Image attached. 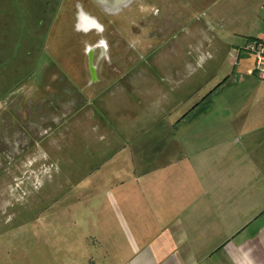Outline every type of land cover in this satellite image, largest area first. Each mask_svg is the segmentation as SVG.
Here are the masks:
<instances>
[{
    "label": "rangeland",
    "instance_id": "rangeland-1",
    "mask_svg": "<svg viewBox=\"0 0 264 264\" xmlns=\"http://www.w3.org/2000/svg\"><path fill=\"white\" fill-rule=\"evenodd\" d=\"M45 1L0 9L2 28L21 21L43 43L5 97L11 66L32 61L0 69V264H88L124 251L127 230L154 236L162 209L175 220L179 181H198L194 161L208 155L182 141L193 110L225 97L233 46L262 25L249 19L257 0ZM52 5L54 22L38 26Z\"/></svg>",
    "mask_w": 264,
    "mask_h": 264
},
{
    "label": "crops",
    "instance_id": "crops-1",
    "mask_svg": "<svg viewBox=\"0 0 264 264\" xmlns=\"http://www.w3.org/2000/svg\"><path fill=\"white\" fill-rule=\"evenodd\" d=\"M256 4L249 19L262 25L248 36L264 40V0ZM243 45L233 46L230 77L218 84L225 97L198 104L192 135L182 136L194 157L208 155L194 161L198 181H179L175 220L162 209L154 236L138 243L127 230L131 246L88 264H264V78Z\"/></svg>",
    "mask_w": 264,
    "mask_h": 264
},
{
    "label": "trees",
    "instance_id": "trees-1",
    "mask_svg": "<svg viewBox=\"0 0 264 264\" xmlns=\"http://www.w3.org/2000/svg\"><path fill=\"white\" fill-rule=\"evenodd\" d=\"M17 7L18 6L16 5L15 0H13L12 5L8 4L6 2V0H2V2H0V9H8L7 12L5 13L7 18H11L13 16L12 10H16ZM17 11H18V9H17ZM25 17L29 18L30 14L27 12ZM24 28H25V26L21 22H19L17 24L16 30L11 25H8L6 27L3 26V28H2V26H0V41H1L0 44L3 41L5 43H8V38H9V35L11 33H13V35L15 36L14 37L15 38L14 39V45L12 47V50H10V52L12 51L11 55H3V57L1 58V61H0V69L3 68V66H5L6 64H9L10 62H12L13 60H14L13 62H15V60H17V58H19L18 57L19 55H17V54H21L24 57H26V59H24V60L31 59V61H32V63L29 65L30 66L29 68L21 69L20 67H15V65H14V67L11 66V70H12V68H15V72L10 71V73H8L6 75L7 77L9 76L11 78V80H6V85L3 88V92H4L3 97L7 96L8 93L11 92L14 88H16L23 80H25L26 78L31 76V74L33 73V70H34L35 61L38 57L37 53L40 51V54H41V52H42V44L43 43L40 39H39L40 41H38L39 37L36 38L37 36H35L37 30L34 31L31 28L27 32ZM4 37H5V39H4ZM5 43H3V44L6 45ZM7 46H8V44H7Z\"/></svg>",
    "mask_w": 264,
    "mask_h": 264
},
{
    "label": "built area",
    "instance_id": "built-area-1",
    "mask_svg": "<svg viewBox=\"0 0 264 264\" xmlns=\"http://www.w3.org/2000/svg\"><path fill=\"white\" fill-rule=\"evenodd\" d=\"M242 50L255 56L254 73L264 78V40H251L247 41Z\"/></svg>",
    "mask_w": 264,
    "mask_h": 264
},
{
    "label": "flooded vegetation",
    "instance_id": "flooded-vegetation-1",
    "mask_svg": "<svg viewBox=\"0 0 264 264\" xmlns=\"http://www.w3.org/2000/svg\"><path fill=\"white\" fill-rule=\"evenodd\" d=\"M138 1V0H137ZM21 2H22V4H24V0H21ZM136 2V1H135ZM48 2L47 1H45L44 0V4H47ZM51 3H53L55 6H56V3H55V0L52 2L51 1ZM131 4H134V3H131ZM131 4L129 5V6H131ZM27 5V4H26ZM31 4L29 3L28 4V7H29V9H31L32 10V7L30 6ZM54 5H52L51 6V8H50V10H49V13L47 14V12L46 11H43L44 13H42V15H39V14H37V17H36V20H35V22H36V24L38 25V26H41V25H43V24H45V25H49V24H52L53 22H54V15H55V6ZM23 7H24V5H23ZM39 7V6H38ZM25 8V7H24ZM26 9H27V6H26ZM122 10H119L118 11V13L119 12H121ZM54 12V13H53ZM29 14H32V13H30V12H28ZM47 15H49L48 17H47ZM34 16H36V12H34L33 13V17ZM45 16V17H44ZM27 19V21H31L32 20V18L31 17H29V18H26ZM34 19V18H33ZM21 22V21H20ZM22 23V22H21ZM37 58H39V57H37ZM38 59H36V61H37Z\"/></svg>",
    "mask_w": 264,
    "mask_h": 264
},
{
    "label": "water",
    "instance_id": "water-1",
    "mask_svg": "<svg viewBox=\"0 0 264 264\" xmlns=\"http://www.w3.org/2000/svg\"><path fill=\"white\" fill-rule=\"evenodd\" d=\"M89 66H90V73H91V75L94 77V67H92L93 65H92V61H91V59H90V57H89Z\"/></svg>",
    "mask_w": 264,
    "mask_h": 264
},
{
    "label": "bare ground",
    "instance_id": "bare-ground-1",
    "mask_svg": "<svg viewBox=\"0 0 264 264\" xmlns=\"http://www.w3.org/2000/svg\"><path fill=\"white\" fill-rule=\"evenodd\" d=\"M124 1H126V0H124ZM89 57H90V59H92V56H93V53L92 52H89ZM93 67V66H92Z\"/></svg>",
    "mask_w": 264,
    "mask_h": 264
}]
</instances>
